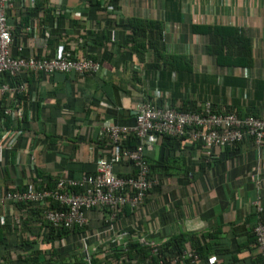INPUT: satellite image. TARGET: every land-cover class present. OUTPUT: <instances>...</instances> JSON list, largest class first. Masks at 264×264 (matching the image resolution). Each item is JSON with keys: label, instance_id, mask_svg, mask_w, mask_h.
<instances>
[{"label": "crops", "instance_id": "crops-1", "mask_svg": "<svg viewBox=\"0 0 264 264\" xmlns=\"http://www.w3.org/2000/svg\"><path fill=\"white\" fill-rule=\"evenodd\" d=\"M6 16L11 56L50 58L62 44L69 55L92 59L100 69L17 75L25 87L18 95L23 119L15 145L0 151L2 190L51 189L58 178L94 173L98 158L109 153L108 141L98 138L100 128L107 122L133 126L143 101L184 109L209 102L218 111L255 106L264 115L263 0H35L31 7L28 0H13ZM133 19L158 27L137 33ZM196 25L238 29L250 51L229 53L236 59L247 53L249 64H221L207 51L209 35L195 32ZM162 55L186 62L174 70L164 66ZM1 106L0 99V128ZM160 143L147 151L149 159L158 158ZM170 150L172 156L153 167L156 184L139 207L125 206L114 217L107 209L87 210L84 224L60 238H46L37 203L0 205V263L31 253L30 264H71L75 257H102L110 244L152 245L179 232L213 229L246 245L241 256L256 254L247 233L258 219L254 203L264 211V148L246 138L209 157L186 137ZM131 167L115 165L114 172L129 175ZM21 240L27 241L25 251L18 247Z\"/></svg>", "mask_w": 264, "mask_h": 264}, {"label": "built area", "instance_id": "built-area-1", "mask_svg": "<svg viewBox=\"0 0 264 264\" xmlns=\"http://www.w3.org/2000/svg\"><path fill=\"white\" fill-rule=\"evenodd\" d=\"M12 1L0 0V74L7 73L11 80L0 83V151L11 149L21 133L18 127L23 119V108L18 95L24 92L25 87L16 79L21 71L34 76L55 72L85 75L97 73L100 69L99 63L92 59L69 55L64 51L62 44L50 58L11 56L12 27L8 23L6 9ZM34 3L35 0H28L30 7ZM134 118L135 123L130 127L107 122L100 128L98 138L108 141L109 153L98 158L94 173L76 179L58 178L51 189H37L32 185L22 190L0 189V205H6L8 202L37 203L44 223L54 229L71 230L84 224V214L87 210L107 209L111 217H114L125 206L136 209L142 204L148 191L156 184V178L150 174L145 153L152 150L163 135L184 136L198 142L209 157H212L213 150L233 146L246 138L252 140L257 147L264 148V115L258 117L248 114L240 117L234 111L215 110L209 102L203 103L198 109L180 110L169 104L157 105L154 101L147 100L137 106ZM131 134L135 136L136 144L129 148L124 146L123 142ZM124 163L133 167L134 174L119 175L114 172L115 165ZM51 202H58L59 206L51 207ZM254 205L255 212L263 214L260 203L256 201ZM252 233L255 239V253L264 264L263 220L257 219ZM152 254H156L155 249ZM197 259V254L185 245L171 261L188 260L189 264H217L215 254L209 255L205 263H198ZM111 264H124V260L115 258L111 260ZM158 264L165 263L159 260Z\"/></svg>", "mask_w": 264, "mask_h": 264}, {"label": "trees", "instance_id": "trees-1", "mask_svg": "<svg viewBox=\"0 0 264 264\" xmlns=\"http://www.w3.org/2000/svg\"><path fill=\"white\" fill-rule=\"evenodd\" d=\"M99 4V3H97ZM263 9H264V0H263ZM130 25L134 27V32L140 33L146 27H151L152 25L158 24L152 23L151 21H144L133 19L129 21ZM156 26H154L156 28ZM195 32L209 35L211 44L207 47V51H212L218 55L219 62L224 65H246L250 62V57L246 53L243 56L235 57L234 55L230 54V51H250L249 42L248 40L242 35V33L231 26L227 25H196L193 27ZM160 35V31H156V35ZM186 62L185 57L177 56V55H162L161 61L164 66L170 67L171 69L178 70L179 64L181 61ZM24 76V75H23ZM30 75L26 76L29 77ZM21 77L17 76V80ZM28 79V78H27ZM21 80V79H20ZM4 81H10L8 78L7 73L0 74V83ZM264 85V84H263ZM264 91V86H263ZM19 98V97H18ZM21 100V98H19ZM190 108V107H188ZM185 108V109H188ZM213 108V107H212ZM180 110H185L184 107L177 108ZM214 109V108H213ZM216 110V109H215ZM227 111H234L240 117L245 115L251 114L254 116L261 117L263 114L260 113V110L255 106H252L249 112H242L240 110H227ZM2 115V114H1ZM135 123V118H134ZM133 123V124H134ZM186 139V137H173L169 135H163L160 143V147L158 149V158L153 161L149 159V156H146L148 152L145 153L146 161L149 165V171L151 176L153 175V167H160L164 164L162 160L170 156H172V151L170 150L171 147L176 148L180 141ZM198 143V142H196ZM136 144V138L134 135H129L125 138L123 145L126 147H134ZM238 143L234 144L233 146L224 147L223 150L225 151L228 147H234ZM169 147V148H168ZM155 164V165H154ZM130 165V164H129ZM131 172L134 174V169L131 167ZM121 175V174H120ZM48 180V179H47ZM53 182V186H54ZM51 185V186H52ZM45 188H50L47 184ZM28 207L36 208L35 203H26ZM51 207H58V202H51ZM18 206H24L25 204H17ZM36 217L39 216L38 221L41 222V225L47 229L46 238L48 239H55L60 238L63 235H66L71 230H67L64 228L54 229L53 227L49 226L48 224L44 223L40 220L39 212L36 208L35 210ZM257 214V213H256ZM258 219L260 218L263 220L264 223V213L257 214ZM78 227V226H76ZM222 233L219 229H213L207 232H201L199 234L195 233H185L179 232L175 235L170 236L164 241H156L152 245H144L141 243H129L127 245L121 246L117 244H110L108 248H106V252L102 257L96 255H90L88 258L82 257H75L71 264H111V260L114 258L123 257L124 264H158L159 260H163L165 264H189L188 260L185 261H175L172 262L171 259L178 254L185 245H188L191 251H194L198 256V263H205L206 259L209 255L215 254L217 257V264H263L262 259L257 254H248V257L242 255L243 246L238 243L235 236L226 237L221 236ZM34 240V239H33ZM254 236L253 233H247V244L248 247L250 244L254 243ZM2 241L1 238V228H0V242ZM26 245V246H25ZM25 246V247H24ZM16 247V246H15ZM14 247V248H15ZM18 247L21 250H27V241L21 240ZM156 250V254H152V250ZM3 255V254H2ZM1 255V256H2ZM31 253L27 254L23 257L20 256L14 260H6L5 264H30L33 262L31 260L32 256ZM6 258V257H5ZM1 264V263H0ZM4 264V263H2Z\"/></svg>", "mask_w": 264, "mask_h": 264}]
</instances>
